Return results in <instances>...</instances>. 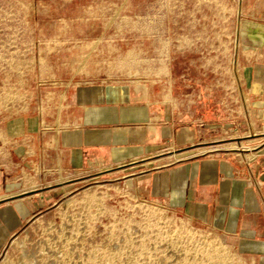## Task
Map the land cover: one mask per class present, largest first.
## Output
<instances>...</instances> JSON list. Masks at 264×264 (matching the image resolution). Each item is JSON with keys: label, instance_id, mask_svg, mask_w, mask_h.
I'll list each match as a JSON object with an SVG mask.
<instances>
[{"label": "rangeland", "instance_id": "1", "mask_svg": "<svg viewBox=\"0 0 264 264\" xmlns=\"http://www.w3.org/2000/svg\"><path fill=\"white\" fill-rule=\"evenodd\" d=\"M258 11L264 0H0V132L56 122L77 86L129 83L171 99L178 125L188 117L209 130L189 153L248 152L231 147L256 137L233 117L247 59L240 31ZM62 113L73 121L72 107ZM95 171L61 199L51 190L0 264H248L216 230Z\"/></svg>", "mask_w": 264, "mask_h": 264}, {"label": "crops", "instance_id": "2", "mask_svg": "<svg viewBox=\"0 0 264 264\" xmlns=\"http://www.w3.org/2000/svg\"><path fill=\"white\" fill-rule=\"evenodd\" d=\"M250 16L240 31L247 59L233 117L256 136L239 149L248 152L198 147L189 153L209 130L188 117L190 124L178 125L177 107L165 94L129 83L77 86L69 102L58 103L56 122L0 132V254L50 204L51 190L66 196L88 167L96 169L95 178L130 180L143 198L216 230L248 264H264V13ZM70 107L73 121L60 122ZM46 165L55 170L47 181Z\"/></svg>", "mask_w": 264, "mask_h": 264}, {"label": "bare ground", "instance_id": "3", "mask_svg": "<svg viewBox=\"0 0 264 264\" xmlns=\"http://www.w3.org/2000/svg\"><path fill=\"white\" fill-rule=\"evenodd\" d=\"M231 147H232V149H241V148H249L250 145H245L242 142H240V143H234V144H232Z\"/></svg>", "mask_w": 264, "mask_h": 264}]
</instances>
